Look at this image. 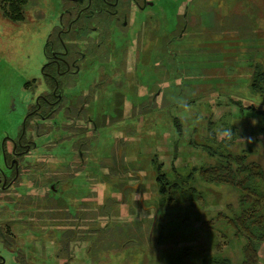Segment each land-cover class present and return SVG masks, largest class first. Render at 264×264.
Returning a JSON list of instances; mask_svg holds the SVG:
<instances>
[{"label":"rangeland","instance_id":"1","mask_svg":"<svg viewBox=\"0 0 264 264\" xmlns=\"http://www.w3.org/2000/svg\"><path fill=\"white\" fill-rule=\"evenodd\" d=\"M12 1L0 0V138L4 133L14 135L21 111L12 101L16 98L26 104L29 97L24 85L36 77L49 30L50 13L44 0L25 1L19 20L12 17ZM174 1L163 0L161 10L168 11V16H172ZM190 2L179 0L178 14ZM189 11V28L184 32L183 41L178 40L180 29L176 30L168 18H161L162 42L161 46L157 45L161 57L156 59V65H153L154 48L146 45L147 53H151L146 66L151 65L152 70L147 67L139 90L142 102L148 107L143 112L132 110L136 96L131 93L132 98L127 102L130 112L126 111L131 118L109 132H102L101 138L92 144L93 153L88 154V162L78 171V215H82L78 217V264H202V259L216 256L228 257L231 264L241 263L244 238L236 237L226 221L215 219L227 202L235 206L234 194L228 189L199 187L205 192V199L196 201L195 205L199 207L200 219L213 223L209 230L183 222L188 208L182 203L159 206L156 227L150 235L155 216L153 207L159 198L152 159L166 172H171L172 167L183 171L187 165L203 163L204 150L193 147L191 141L205 143L209 123L214 125L220 119L230 121L245 133L242 138L246 140L245 145L252 144L258 150L264 148V132L261 133L264 117L246 109L254 105L258 111H264V94L249 89L255 77H264V0H213L211 3L192 0ZM191 35L199 36L200 42L189 40ZM171 39L166 50L165 41ZM132 53L128 55L129 66L135 62ZM165 53H169V63L177 66L174 71L165 67ZM169 72L176 73V77H168ZM180 73L184 77H179ZM155 93L158 94L153 99ZM256 95L262 100L247 97ZM237 101L245 109L242 113ZM173 121H180L181 135ZM252 130L254 135L250 134ZM224 135L217 137L220 140ZM117 138L124 141L123 166L137 171L141 177L118 173L116 159H110L107 163H112L114 174L119 177L114 176L108 186L105 177L111 171L105 168L103 153L110 144L116 152ZM238 145L241 146L240 139ZM64 162L67 164L66 156ZM49 165L55 168L56 160L49 161ZM120 182L137 184V188L124 189L125 184ZM27 191L30 187H25ZM107 198L111 201L106 202ZM141 198L145 207L141 206ZM19 199L22 204L25 202L24 196L15 195L16 203ZM111 210L112 216L107 214ZM19 240L22 245L27 241ZM103 241L111 245L110 250H102ZM259 255L264 264V243L260 245Z\"/></svg>","mask_w":264,"mask_h":264},{"label":"flooded vegetation","instance_id":"2","mask_svg":"<svg viewBox=\"0 0 264 264\" xmlns=\"http://www.w3.org/2000/svg\"><path fill=\"white\" fill-rule=\"evenodd\" d=\"M44 1L50 14L42 61L24 85L26 104L12 101L21 111L14 135L0 138V264H78V171L102 132L131 118V93L132 110L148 107L139 90L152 70L146 45L155 60L161 57V35L152 32L162 29V17H172L161 10L163 0ZM123 143L117 138L116 152L110 144L102 160L116 159L118 172L140 179L123 166Z\"/></svg>","mask_w":264,"mask_h":264},{"label":"trees","instance_id":"3","mask_svg":"<svg viewBox=\"0 0 264 264\" xmlns=\"http://www.w3.org/2000/svg\"><path fill=\"white\" fill-rule=\"evenodd\" d=\"M25 1L27 0L12 1L13 19H21V6ZM202 1L211 3L213 0ZM191 2L186 6L183 13L175 14L173 12L174 14L171 13L172 17L169 16L171 18L168 19L171 24H174L176 30L180 29L179 34L181 35H179V41H183L184 32L189 28ZM221 12L223 11L221 10ZM152 34L156 36L161 35L159 31L156 33L153 31ZM189 40L200 42V37L191 35ZM168 54L165 53L164 60H166V64L164 63V65L166 68L171 67L170 71H174L177 66L169 63L171 59L168 58ZM153 72L156 73L154 68ZM175 75L176 73L174 72L167 74L168 77H176ZM161 76L164 77L163 74ZM179 77L184 76L180 73ZM251 88L255 92L264 94V77H255L249 89ZM247 97L253 101H257L255 97L261 99L259 95ZM236 105L240 107V113L245 110L241 105V101H237ZM246 109L259 117H264V111H258L254 105ZM173 123L177 133L181 135L182 127L180 121H173ZM207 132L205 143L199 144L191 141L193 147L202 148L205 152L206 157L201 164L187 165L183 168V171L172 167L171 172H166L162 169L161 165L156 164V161L152 159V165L156 170L155 180L159 196L156 207H153L155 215L159 217L157 212L159 206L181 205L183 203L190 210L188 212V209L185 210L184 215L186 217L183 219V222L195 223L201 229L209 230L210 227H213V223L207 219H200L199 207L195 205L196 201H203L205 199V192L199 187L209 186L216 189V191L221 189L231 190L234 194L233 203L235 202V206L227 202L225 209L218 211L219 213L216 214L215 219L226 221L233 229L236 237L241 236L244 238L245 244L242 247V260L240 264H261L259 248L264 243V148L258 150L252 144L245 145L246 140L242 139L246 136L245 133L238 131L237 126L230 124V121L226 122V119H220L214 125H210L209 123ZM262 132H264V129L261 130ZM221 133H225V135L219 140L217 136ZM253 133L255 134V131L252 130L250 134L254 135ZM238 139H240L241 146L238 145ZM259 141L262 142L261 140ZM262 143L264 144V142ZM235 145H237V148H235ZM107 162L109 161L104 163L105 168L111 172L105 178H107L106 181L109 186V182L113 183L115 171L112 163ZM117 176L119 177V174ZM117 179V182L120 181V178ZM120 184L126 185V182H120ZM108 201H111L110 198L109 200L108 198L106 199V202ZM107 214L112 216V210ZM194 215H196V218L193 219ZM78 217L80 218L82 215H78ZM103 242L104 247L102 250H110L109 246L111 245L107 241ZM202 264H231V262L228 257L216 256L208 257L205 260L202 259Z\"/></svg>","mask_w":264,"mask_h":264},{"label":"water","instance_id":"4","mask_svg":"<svg viewBox=\"0 0 264 264\" xmlns=\"http://www.w3.org/2000/svg\"><path fill=\"white\" fill-rule=\"evenodd\" d=\"M130 187H131V188L133 187V189H136V188H137V184H135V185H127V186H125L124 189L130 188ZM140 202H141V204L143 205V207H145L142 198H141ZM156 220H157V216L155 215L154 218H153L152 225H151L150 235H151L152 230H153V228H154V226H155Z\"/></svg>","mask_w":264,"mask_h":264}]
</instances>
